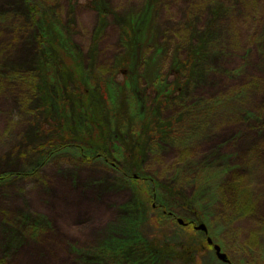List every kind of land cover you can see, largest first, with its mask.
<instances>
[{"label":"rangeland","instance_id":"rangeland-1","mask_svg":"<svg viewBox=\"0 0 264 264\" xmlns=\"http://www.w3.org/2000/svg\"><path fill=\"white\" fill-rule=\"evenodd\" d=\"M34 5L69 55L51 50L47 75L79 72L63 115L27 101L44 77ZM54 132L107 133L113 169L70 142L45 159ZM0 264H264V0H0Z\"/></svg>","mask_w":264,"mask_h":264},{"label":"trees","instance_id":"trees-1","mask_svg":"<svg viewBox=\"0 0 264 264\" xmlns=\"http://www.w3.org/2000/svg\"><path fill=\"white\" fill-rule=\"evenodd\" d=\"M37 6H38V4H37ZM35 8H37L36 5H34L32 7V10H31V14H32L33 18L35 19L33 21L34 26L40 22L38 19H36V17L41 18V20H43L42 22L44 23L42 30L39 31L38 36L36 37V43L39 46L36 66L38 69H40V72L38 75L39 76L42 75L44 77H40V82L38 83V85L40 83H41V85H40L39 89L33 90V95L29 96L27 98V101H28V103L29 102L33 103L34 101H36V103H38V106L41 105L42 107H44L43 105H46L45 107H47L49 105V109H51L50 100H51V98H53L54 103L58 106V108H60V111H62V115H63L69 108V105L67 103V101H68V95H67L68 88H70V90H72V92L77 89V84H78L77 82H80L79 72L77 71L76 67H75V69H73V71L68 70L66 67V64L65 63L63 64V61H62V64L60 66L55 67L57 73H55L54 76L51 77V76L47 75V72H48L47 70H50V69H48V68L46 69V67H48L49 64H51V62H49L47 60V57H49L51 55V53H52L51 50H54V52L56 53L57 59H58V55L60 54L58 50H60L61 55L65 58L69 57V55L67 54L68 51H67L66 46L62 45V41L59 40L60 35L58 34L57 30H56V32L52 31V33L47 31L45 25H48L50 21L46 20L44 17V14L41 12H38L37 9H35ZM38 9H40V8H38ZM52 36L53 37L55 36V39L58 38L55 40L57 45H58L57 48L55 46L54 41L51 42V40H53ZM204 36H205L204 34L200 33L197 39L201 40L200 42H202L205 39ZM42 47H45L47 49V51L44 50V52L41 53V51H43V49H41ZM50 58H52V57H50ZM199 67H200L199 65L196 67V69H195L196 73H197V69ZM23 74H22V72H19V73L14 72L9 80H12L14 84H20L21 87H27L28 88L31 85V82L28 81V78L22 77ZM58 75L60 78H57ZM80 75L82 76V80H83V78H84V80H86V78L88 77V72L81 73ZM73 76H76L78 81H75ZM78 91H80V90H78ZM60 92H63V94L59 95ZM79 96H81V92L79 93V95H77V97H79ZM25 100H26V98H25ZM87 106H89V104H87L86 102H83V101H82L81 105H79V104L76 105V108L78 110L77 111L78 116L76 118H77V122H79V125H80V127H78V128L83 129L82 127H85V125L89 121L87 119V117L90 114H89V109ZM36 112H39V111L36 110ZM46 114L49 115V111H47ZM91 119H92V122L95 123L94 122L95 120L93 119L92 115H91ZM92 122H90V123H92ZM63 123H64L63 121H60L57 124H60L61 129L64 131V129H66V128L63 129V127H64ZM53 128L56 129L57 128L56 125ZM92 129H93V131H97L95 126H92ZM54 133H59L60 136H63V138L60 139V142L56 141V142L47 144V147H44V145H43L40 150H35V152H37V153H40L42 151V155L44 156L45 159L50 158L55 153H56V155H58L59 153H62V149L67 147V144L70 142L69 145H70L71 149H75L77 152V155H78V157H76L77 159H80L83 162H90L91 163L92 158L90 156V152H91V150H94L95 157L103 160L100 165H104V166L106 165V167L109 166L108 168L113 169V167H111V165L107 163L106 158L104 156L105 154H111L112 155V153H110V152H112L113 150L116 151L114 143H112L111 147L110 146L107 147L108 143L107 142L105 143L106 140L109 141V139L107 138V133L92 132L95 134V137L96 136H98V137L94 138V143H90L88 141L84 142L83 147L78 146L76 144H73V142H72V140H70V138L67 141H63L64 134L66 132H54ZM54 137L57 139V134ZM78 141H80V140H78ZM117 153L119 154V152H117ZM163 189L168 190V188H165L164 186H163ZM172 193H174V192H172ZM194 196L192 199L187 200L186 198H184L182 196L174 194L172 196H169L170 199L167 202V205H165V206L168 210L171 209V212H173V213H171L172 215H178V214L180 215L181 213H184L188 209V206L184 205L183 203L187 202L188 204L192 205L194 200L197 198V192H196V195L194 194ZM160 202L163 204V200H160ZM185 208H187V209H185Z\"/></svg>","mask_w":264,"mask_h":264},{"label":"water","instance_id":"water-1","mask_svg":"<svg viewBox=\"0 0 264 264\" xmlns=\"http://www.w3.org/2000/svg\"><path fill=\"white\" fill-rule=\"evenodd\" d=\"M195 230L202 231V232L206 233V228L202 224L198 225L195 228ZM207 244L208 245H211L212 244V241L210 239H207ZM213 250L215 252V255H216L217 259H219L223 263H226L227 262L226 256L220 252V248L218 246L214 245L213 246Z\"/></svg>","mask_w":264,"mask_h":264},{"label":"flooded vegetation","instance_id":"flooded-vegetation-1","mask_svg":"<svg viewBox=\"0 0 264 264\" xmlns=\"http://www.w3.org/2000/svg\"><path fill=\"white\" fill-rule=\"evenodd\" d=\"M189 225H191V224L190 223H185L183 226L187 227ZM193 228H194V226H193Z\"/></svg>","mask_w":264,"mask_h":264}]
</instances>
